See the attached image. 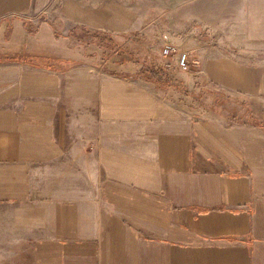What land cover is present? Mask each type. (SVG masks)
I'll return each mask as SVG.
<instances>
[{
	"label": "crops",
	"instance_id": "crops-1",
	"mask_svg": "<svg viewBox=\"0 0 264 264\" xmlns=\"http://www.w3.org/2000/svg\"><path fill=\"white\" fill-rule=\"evenodd\" d=\"M166 45L163 89L137 60ZM246 106L264 0H0V264H264V127L220 119Z\"/></svg>",
	"mask_w": 264,
	"mask_h": 264
},
{
	"label": "trees",
	"instance_id": "trees-1",
	"mask_svg": "<svg viewBox=\"0 0 264 264\" xmlns=\"http://www.w3.org/2000/svg\"><path fill=\"white\" fill-rule=\"evenodd\" d=\"M86 33H92L94 32L90 30H86ZM110 36V45L109 48H111L113 39ZM140 64V77L142 79H145L146 81L153 82L157 87H168L171 85L172 77H173V71L168 69L166 65L169 63H173V61L168 62V60H162L161 58H154L151 62L148 60L139 59L137 60ZM206 93L209 96H214L215 98H223L228 99L230 98V95L227 94L225 91L216 92L214 89L206 86ZM226 100H221L220 105L223 107V105L226 103ZM219 103V102H218ZM245 107V105H244ZM223 110V109H221ZM234 121L238 124H250L257 127H264V117H258L255 115H252V112L250 111L249 107L246 106V111L243 114H240L237 117H234Z\"/></svg>",
	"mask_w": 264,
	"mask_h": 264
},
{
	"label": "rangeland",
	"instance_id": "rangeland-1",
	"mask_svg": "<svg viewBox=\"0 0 264 264\" xmlns=\"http://www.w3.org/2000/svg\"><path fill=\"white\" fill-rule=\"evenodd\" d=\"M119 40H122L123 41V44L125 46H130V44L132 43V38H129L127 36H124V37H121ZM168 60V62L171 61L172 58H166ZM108 62V61H107ZM170 70H172L173 72H177V73H190V70H187V71H177L176 69H174V63L170 64ZM174 74V73H173ZM176 74V73H175ZM163 89L167 88V87H162ZM178 97H180V94L178 95ZM183 98V103L184 102H187L190 106L191 109H194L195 111H198L199 113L201 114H205V115H209L207 112H209L208 110V104L206 103L205 105L203 104H200V102H197V101H194L192 97L190 96H184L182 97ZM192 106V107H191ZM211 114V112H210ZM223 119V121L227 124V125H231V124H234V120L230 119V118H223V117H220V119ZM42 177H40L39 174H37L35 176V183L36 185H39L42 183ZM5 211L4 208H0V213H3ZM4 214V213H3ZM2 247H5V246H2Z\"/></svg>",
	"mask_w": 264,
	"mask_h": 264
},
{
	"label": "built area",
	"instance_id": "built-area-1",
	"mask_svg": "<svg viewBox=\"0 0 264 264\" xmlns=\"http://www.w3.org/2000/svg\"><path fill=\"white\" fill-rule=\"evenodd\" d=\"M162 53L166 57L175 59L174 69L177 71L190 70L191 65L188 52L180 50L173 45H166L163 47Z\"/></svg>",
	"mask_w": 264,
	"mask_h": 264
}]
</instances>
